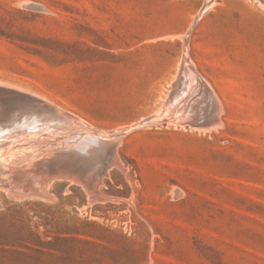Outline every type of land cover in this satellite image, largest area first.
I'll return each mask as SVG.
<instances>
[{"label": "rangeland", "instance_id": "374dc122", "mask_svg": "<svg viewBox=\"0 0 264 264\" xmlns=\"http://www.w3.org/2000/svg\"><path fill=\"white\" fill-rule=\"evenodd\" d=\"M182 62L196 77L194 117L211 114L208 86L219 130L177 124L182 112L140 124L173 98L180 73L184 82ZM0 84L83 121L77 136L133 126L118 147L122 167L97 193L69 180L51 185L50 201L0 190V264H264V0H0ZM7 99L2 125L14 110L47 119L28 95ZM46 132L32 142L16 133L0 162L64 151L65 133ZM82 147L73 151L88 158L86 171L109 161ZM15 154L27 156L16 163ZM38 240L53 249L41 253Z\"/></svg>", "mask_w": 264, "mask_h": 264}, {"label": "bare ground", "instance_id": "6f19581e", "mask_svg": "<svg viewBox=\"0 0 264 264\" xmlns=\"http://www.w3.org/2000/svg\"><path fill=\"white\" fill-rule=\"evenodd\" d=\"M205 7L202 8L195 16L188 30V33L184 37L183 62L185 61L189 63V58L187 56L188 40L194 26L196 25L200 17L203 15L205 11ZM183 62L179 66L183 69L184 82L182 81V78L180 80V76H181L180 73L177 82L179 86L175 84L176 87L174 90L175 94L173 98L172 97L170 98L168 104L165 105V108L164 109L162 108L163 110L161 109L159 113H157L151 118L143 120L140 124L142 126L150 128V126L154 125L155 122H159L161 120L168 118L171 112H175L177 114L182 112L181 114L182 116L174 118L177 120V124L182 123L183 125L185 124L184 122H190V120L194 118L195 120H199L201 122L200 125L202 128H198L199 132L200 130L201 131L204 130V132L213 129L219 130L223 125L221 123L222 109L216 95L211 89L208 88V86L204 85L203 83L204 81L201 83H203L206 90L207 89L210 90L207 91L210 92V97L212 98L213 101L212 102L213 106L210 110L211 114H203L201 116L197 115L194 117V115L197 114L196 113L197 105H195L196 103L190 104L187 101L197 92L194 84L196 81V77L192 72L194 70L190 67L184 66ZM202 87L203 86L201 85L198 88V90L202 89ZM207 91H205L204 94H206ZM13 94H22V95L24 94V95H28L30 98L34 100H38L40 102L39 104L44 106L43 108L45 109L46 112L45 113L46 115L43 116L42 119L44 120L46 118L47 119L45 121H42L36 118L37 115L44 113L35 115V114H30L29 112H25L24 109L23 112L21 113L18 110L16 111L14 110L12 113L13 118L7 125H2L0 122V140L3 141L2 144L0 145V155L5 153V151H7L8 148L9 149L15 148V143H12L13 141L10 140L13 136L16 135V133L21 135L22 140L29 142L36 140V137L40 136L41 132L44 131H47L48 133L50 132H57V133L59 132L60 134L65 133L66 140L63 141V143L61 144V145H65V149L64 151L59 152V154L58 153L52 154L49 152H54V150L52 148H48L47 150L40 152L39 154H36L34 156L35 161L29 162V164L27 165L24 164L25 166H23V164L15 165L9 161L3 163L0 162V167L2 170L0 174V190L4 189L5 192H7L9 195L19 199L36 197L50 201L51 199H54V196L51 193H49L48 190L51 187V185L55 184V182L57 181H61V180H66V182L67 180L72 182L74 181L73 183L76 184L80 183L82 187L84 185L87 188V191L90 190L96 192L98 189L97 183L100 184L102 182V177H105V175H109V172L112 167H122V164L120 163V160L118 158V152H117L118 147L122 142V139L125 136L126 132L131 130L133 126H129L121 130H113V131L93 130L86 132V134L84 135L80 134L79 136H77L74 135L75 130L86 131L88 128L86 127L83 121H81L83 122L81 123L80 121L77 122L76 120H73V118L59 111L57 107L45 101L44 99H39L38 97H36V95H31L30 93L28 94V92L24 90L13 88L3 84H0V120L1 118L6 117L8 114L7 112H9V110L11 109V105H13V102L8 101L7 96H11ZM207 97H205L204 95V97L202 98H207ZM205 105L210 108L209 103H205ZM34 108L37 109L36 107ZM165 112H169L170 113L169 116L166 117L167 113ZM194 128H196V126ZM47 143H49V138L44 137L38 141L35 147L37 148L39 145H45ZM81 146H83L81 149L85 151L84 153L93 157L91 159L104 155L109 157V161L105 163L103 167L100 165L102 169L99 172H94V170L90 169L91 167L89 165H88L89 167L88 169L90 170L86 171V166L89 162L88 158L83 157L80 153L76 155L75 151H73L79 149ZM32 148L33 147H30L28 149H32ZM28 155H30V153H28ZM48 155H50L51 157L47 158ZM26 156L27 154L21 156L15 154L9 159L16 163H22L26 158ZM40 157H43V159H41L40 162L37 164L36 161L39 160ZM3 160H4L3 158L0 159V161ZM62 160H66L67 161L66 164H63ZM80 162H84L86 165L80 167L78 166ZM92 167L93 169L94 167L96 168V166H92ZM74 170L75 172L76 171L81 172L84 170L86 171L85 172L86 175L84 176L74 175V174L71 175L72 171L74 172ZM78 172L77 174H80ZM88 193L90 195L92 194L89 191ZM97 195L100 196V194ZM94 198L93 199L90 198L88 202L90 201L89 203H95ZM101 199H102V203L105 201H109L108 200L109 197L107 200L100 198L97 201L101 202L100 201Z\"/></svg>", "mask_w": 264, "mask_h": 264}, {"label": "trees", "instance_id": "16d2710c", "mask_svg": "<svg viewBox=\"0 0 264 264\" xmlns=\"http://www.w3.org/2000/svg\"><path fill=\"white\" fill-rule=\"evenodd\" d=\"M56 240L58 241L59 239L56 238ZM35 246L37 247L36 250L40 251L41 253H45L44 249H53L51 248V246H54V243L52 242H43L41 240H38V242H36ZM43 248V251H42Z\"/></svg>", "mask_w": 264, "mask_h": 264}, {"label": "water", "instance_id": "95a60500", "mask_svg": "<svg viewBox=\"0 0 264 264\" xmlns=\"http://www.w3.org/2000/svg\"><path fill=\"white\" fill-rule=\"evenodd\" d=\"M11 197H13V198H15V199H18V200H24V199H28V198H36V197H28V198H22V199H19V198H16V197H14V196H11ZM36 199L44 200V199H42V198H36Z\"/></svg>", "mask_w": 264, "mask_h": 264}]
</instances>
